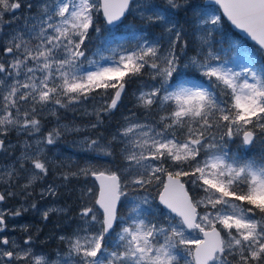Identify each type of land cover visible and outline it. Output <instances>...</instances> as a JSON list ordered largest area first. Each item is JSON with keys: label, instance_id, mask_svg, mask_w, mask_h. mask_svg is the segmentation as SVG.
<instances>
[{"label": "snow or ice", "instance_id": "1", "mask_svg": "<svg viewBox=\"0 0 264 264\" xmlns=\"http://www.w3.org/2000/svg\"><path fill=\"white\" fill-rule=\"evenodd\" d=\"M211 3L218 8L201 5L193 12L200 36L189 57L184 29L173 19L175 10L192 7L189 0L163 6L153 0H0V156L15 151L7 138L13 130L36 141L35 147L25 141L21 155L0 168V264H45L33 253L30 234L22 243L5 235L9 217L36 209L35 203L8 208L6 201L22 197L27 203L31 183L50 172L45 149L62 132L81 131L58 124L37 136L42 120L84 109L95 116L90 128L96 129L118 108L126 86L144 76L148 80L133 93L143 115L130 111L103 146L90 136L81 141L87 151L126 161L121 174L91 164L75 171L59 165L68 169L60 172L64 182L100 181L94 203L82 205L67 238L73 264H264V157L243 159L230 147L264 138V63L238 45L227 58L215 47L227 17L264 55V0ZM22 8L36 11L5 33V15L10 26ZM101 15L109 32L127 15L146 27L130 26L133 40L109 48L108 56L97 48L92 56L99 59H93L89 43L93 32L101 33ZM157 26L166 41L150 38L147 28ZM189 69L203 81L183 79ZM24 173L31 179L21 186ZM57 187L48 185L40 198L55 196ZM91 195L87 188L82 199Z\"/></svg>", "mask_w": 264, "mask_h": 264}, {"label": "rangeland", "instance_id": "2", "mask_svg": "<svg viewBox=\"0 0 264 264\" xmlns=\"http://www.w3.org/2000/svg\"><path fill=\"white\" fill-rule=\"evenodd\" d=\"M164 2L165 0H153L154 4L161 6L164 5ZM189 3L192 5V7L185 10L186 17L183 19V16L179 15L180 10H182L181 8L175 10L173 19L184 29V39L188 43V48L186 51L188 56L191 57L195 55L200 36L198 34L199 32H193V26H195L193 12L194 10L200 9L201 5H203V0H189ZM207 7L213 9L211 6ZM35 11L36 10L33 9L32 13H29L28 10L24 8L17 10L16 15L21 17V19L18 21H13L10 26L8 21L11 19V16L5 15L3 31L7 33L17 27H22L23 17L33 14ZM98 22L101 24L102 28L100 33L102 36L100 39L102 41L108 40V42L104 45H101L98 41L95 42L93 39L91 40L89 43V56L93 59H99L98 56H92V53H94L97 48L100 49L103 55L108 56L110 55V52L108 51L109 48L115 47L117 43L131 41L135 38L134 36L128 34L130 26L135 25L137 28H140L139 25H143L139 17L134 15H127V18L124 19L123 23L119 25V28L113 29L111 32L103 28V20L101 16ZM144 27L146 26L144 25ZM219 27L221 28L222 26ZM156 29L158 32L151 31L152 34L149 35L150 38H157L162 40V42L166 41V35L163 28L159 27ZM103 32L104 35L102 34ZM224 36L227 37V43H229L232 48H235L238 45L242 48L250 50L256 57L259 58L262 63H264L261 53L257 49L246 42L240 43L239 41H236L234 37H231L230 39L228 32H226ZM227 55L229 56L230 54ZM185 71L186 76L188 73L190 76H192V78H194L192 83H195L196 80H200L201 82L203 81V78L200 77L199 73H195L190 69ZM187 79L188 78L186 77L185 80ZM141 80L147 81L148 77L145 76V78L135 80L131 83L132 86L127 85L126 94L123 95L121 103H123L125 107L131 103V107H136V113L142 116L143 109L136 105V99L133 95V93L137 91ZM179 82L180 81H176V83ZM87 111L91 113L92 108L88 106ZM122 111L123 110H121L118 106V108L115 109L109 117L104 119V123L98 126L96 129H91L90 127L87 128V126L84 125L86 122H95V116L85 115L84 109H79L77 111L67 109L60 110L58 112V117L59 120L63 121H59V123H57V117L50 115L46 116L45 119L42 120L41 133L36 134L37 136L41 134L46 135L53 128H57L58 124L67 125L69 128H71L70 125L79 124L80 129L87 128L81 133L75 132V134H70L73 131H64L54 146H48V148L45 149V153L49 161H51L50 172L43 179L38 178L31 183L29 190L32 191V196L28 198L27 203L24 202L22 197H17L16 199H10L6 201V206L8 208H19L22 204L24 207H28L33 203L36 204V209L29 208L27 212H23L20 216L14 218L9 217L8 228L5 232V235L9 239H13L19 243H22V241L27 238V235L30 234L33 237L32 251L36 256L43 257L45 264H52L53 261L57 260L60 261V264H65V261H67L68 264H73L72 258L68 256L69 245L67 243V238L71 237L72 233L79 224L78 213L80 212L82 205L84 203L91 205L94 203V200L97 196V187L95 186L91 177H89L87 180H85L83 177H70L67 182H64L63 176L60 175V172L63 170L67 171L68 169H61L59 165L64 163L69 165L72 171H75L77 165L83 167L86 164H91L98 171H103L106 173L116 171L118 174H121L120 170L122 169L123 165L127 163L126 161L119 159L115 153L112 156H108L99 149L97 151H87L81 146V141L85 136H90L92 139H99L101 146L107 144L111 139V136L116 133L120 125L123 123V117L129 114H124ZM67 118L69 121L66 120ZM88 130H90L89 135H86ZM69 134L70 136H68ZM7 138L12 145L16 146L15 150L18 149L19 151H12L7 157L0 156V168L11 164L13 157H19L21 155V152L23 151L22 144L25 141H28L34 147L36 144V141L30 138L26 133L18 134L15 130L9 132ZM259 140H257L254 145L249 146L247 149H253L259 154L261 149L258 151L256 148L264 144V141H262L264 138H261L262 142ZM230 147H232L231 150L234 153H236L234 147L247 150L246 147L242 146L238 140L236 143H230ZM250 153L253 154L252 152ZM248 155L249 153L245 156V159H247ZM254 157L255 156H251L250 160ZM22 175L25 178L20 179L19 183L21 186L28 184L29 180L31 179V175L28 173H24ZM162 179H164V177H162ZM53 184L58 186L57 194L55 196H45L44 199L40 198L39 194L41 190L46 188L48 185ZM87 188H91L93 190V195L84 197L82 199V193L86 192ZM17 191H19V189H17ZM155 194L156 192L154 189L152 191V195L155 196ZM56 198L61 202V204L56 202ZM54 202H56V204H54ZM4 206L5 205H0V207ZM125 207H127V203ZM48 209H55V211L49 212L48 219L45 220L42 214ZM61 217L62 219L60 221ZM24 228H27V232L24 231ZM61 237H65V240H61ZM192 247L194 249V246ZM188 259H191V257H188ZM181 264H183V261H181Z\"/></svg>", "mask_w": 264, "mask_h": 264}, {"label": "trees", "instance_id": "3", "mask_svg": "<svg viewBox=\"0 0 264 264\" xmlns=\"http://www.w3.org/2000/svg\"><path fill=\"white\" fill-rule=\"evenodd\" d=\"M179 15L181 16H183V19L186 17V13H185V9H183L182 8V10H180V13H179ZM140 23V22H139ZM229 25V24H228ZM230 26V25H229ZM139 27L141 28L142 27V25H139ZM156 28H159L158 26L157 27H151V28H147V31H148V33H149V35H150V33H151V31L152 32H158L157 31V29ZM103 35H104V32L102 33ZM92 35H93V40L95 41V42H99L101 45H104V44H106L107 42H108V40H105V41H102L101 39H100V37L102 36L101 34L99 35H97V34H95V32H93L92 33ZM235 36V37H237V39H236V41H239L240 43H245V42H247L248 44H250V45H252L251 43H249L247 40H245L244 38H242V37H240L237 33H234V32H232V33H230L229 34V36ZM155 39H157V38H155ZM245 42H244V41ZM227 41H228V39H227V37H225L224 36V34H221L220 36H217L216 38H215V47L217 48V49H220V50H222V52L225 50V53H227V54H230V50L231 49H233L232 47H231V45L229 44V43H227ZM252 46H254V45H252ZM255 47V46H254ZM224 54V53H223ZM227 57H228V55H226ZM142 78H145V76L144 77H142ZM119 107H120V109L121 110H123L122 112L124 113V114H128V113H130V111H135L136 112V107H131V103H129L128 104V106L127 107H125L124 106V104L123 103H121V104H119L118 105ZM126 116V115H125ZM68 119V118H67ZM89 132H90V130L86 133V134H89ZM259 141H261V139L259 140ZM262 141H264V140H262ZM261 141V142H262ZM232 144V143H231ZM231 146H233V145H231ZM232 148V147H231ZM258 151L261 149V152L258 154L256 151H254L253 149H251L250 151L254 154V155H252V157L253 156H255L257 159V161H259L262 157H264V144H262V146H259V147H257L256 148ZM234 150H235V152L238 154V153H243V150L242 149H240L239 147H234ZM232 151V150H231ZM250 151H247L248 153L250 152ZM60 202V201H59ZM62 219V217L60 218V220Z\"/></svg>", "mask_w": 264, "mask_h": 264}, {"label": "bare ground", "instance_id": "4", "mask_svg": "<svg viewBox=\"0 0 264 264\" xmlns=\"http://www.w3.org/2000/svg\"><path fill=\"white\" fill-rule=\"evenodd\" d=\"M103 16L101 15V18H102ZM227 23L231 26V27H233L234 25L231 23V21H229L228 19H227ZM142 27H144V25H142ZM241 30V29H240ZM240 30H238L236 33L240 36V37H242V38H244L245 40H247L249 43H251L252 45H254L255 47H257L258 45L256 44V42L255 41H252L250 38H248L247 36H245L243 33H241L240 32ZM245 33V32H244ZM152 33H150V35H151ZM246 34V33H245ZM67 121H69V119H66ZM59 121H63V120H59ZM89 131V130H88ZM87 135V134H86ZM89 135V134H88ZM70 136V135H69ZM64 171V170H63ZM93 180V179H92ZM93 182H94V184H95V186L97 187V185H96V183H95V181L93 180ZM56 183V182H55ZM56 202L57 203H59V204H61V202H59L58 201V199L56 198ZM71 207V206H70ZM27 219V218H26ZM61 221V220H60ZM55 222V221H54ZM40 234V233H39ZM64 234V233H63ZM35 235V234H34ZM38 235V234H37ZM45 238V237H44ZM46 242V241H45Z\"/></svg>", "mask_w": 264, "mask_h": 264}, {"label": "water", "instance_id": "5", "mask_svg": "<svg viewBox=\"0 0 264 264\" xmlns=\"http://www.w3.org/2000/svg\"><path fill=\"white\" fill-rule=\"evenodd\" d=\"M205 4H212L211 3V0H206L205 1ZM240 30V29H239ZM241 33H243L245 36H247L248 38L251 39V37H249L247 34H245L242 30H240ZM252 40V39H251ZM253 41V40H252ZM248 147V146H247ZM246 147V148H247ZM93 180L95 181L96 185H97V196H98V193H99V185H100V181L96 180L95 177H92ZM166 179V178H165ZM98 207V206H97Z\"/></svg>", "mask_w": 264, "mask_h": 264}]
</instances>
